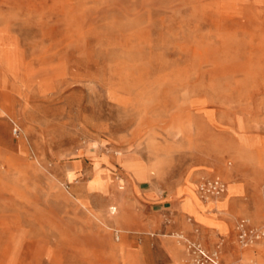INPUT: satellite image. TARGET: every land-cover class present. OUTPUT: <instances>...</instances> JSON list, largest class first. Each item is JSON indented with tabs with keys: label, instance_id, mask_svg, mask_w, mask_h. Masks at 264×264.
Masks as SVG:
<instances>
[{
	"label": "rangeland",
	"instance_id": "rangeland-1",
	"mask_svg": "<svg viewBox=\"0 0 264 264\" xmlns=\"http://www.w3.org/2000/svg\"><path fill=\"white\" fill-rule=\"evenodd\" d=\"M0 264H264V0H0Z\"/></svg>",
	"mask_w": 264,
	"mask_h": 264
},
{
	"label": "built area",
	"instance_id": "built-area-1",
	"mask_svg": "<svg viewBox=\"0 0 264 264\" xmlns=\"http://www.w3.org/2000/svg\"><path fill=\"white\" fill-rule=\"evenodd\" d=\"M14 133L15 134L20 133V128L17 125L14 126ZM210 190H214V192L220 193L223 190L221 182L220 181L215 182V184L213 185V187ZM245 228H246V231L243 230V236H242V239L244 241L248 237V231H249V229L247 227H245Z\"/></svg>",
	"mask_w": 264,
	"mask_h": 264
},
{
	"label": "bare ground",
	"instance_id": "bare-ground-1",
	"mask_svg": "<svg viewBox=\"0 0 264 264\" xmlns=\"http://www.w3.org/2000/svg\"><path fill=\"white\" fill-rule=\"evenodd\" d=\"M217 181H220V180H214V181H211L210 183H208V184H203L202 185V187L204 188L203 190H209L210 191V189L213 187V185L215 184V182H217ZM221 182V181H220ZM221 184H222V187H223V190L222 191H226V186H225V184L223 183V182H221ZM201 187V188H202ZM208 201H209V199H208ZM245 222L246 221H243L242 223H241V228H242V230H244V231H246V226H245ZM247 237V236H246ZM202 251H200V254L201 255H204L205 256V254L203 253ZM206 257V256H205ZM207 258V257H206Z\"/></svg>",
	"mask_w": 264,
	"mask_h": 264
},
{
	"label": "crops",
	"instance_id": "crops-1",
	"mask_svg": "<svg viewBox=\"0 0 264 264\" xmlns=\"http://www.w3.org/2000/svg\"><path fill=\"white\" fill-rule=\"evenodd\" d=\"M7 127V125H5Z\"/></svg>",
	"mask_w": 264,
	"mask_h": 264
}]
</instances>
